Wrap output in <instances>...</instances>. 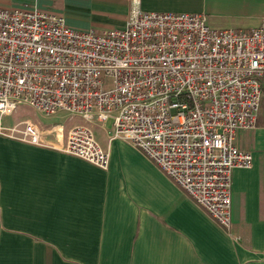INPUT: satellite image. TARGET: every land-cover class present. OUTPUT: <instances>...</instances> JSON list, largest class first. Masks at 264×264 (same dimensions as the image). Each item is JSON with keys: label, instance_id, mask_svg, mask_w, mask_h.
<instances>
[{"label": "built area", "instance_id": "obj_1", "mask_svg": "<svg viewBox=\"0 0 264 264\" xmlns=\"http://www.w3.org/2000/svg\"><path fill=\"white\" fill-rule=\"evenodd\" d=\"M263 75L264 15L255 27L218 28L204 13L130 0L124 26L97 31L36 7H0L1 137L106 170L93 127L110 120L109 140L130 143L226 231L232 170L252 165L235 139L256 124ZM19 105L80 122L53 141L28 120L4 123Z\"/></svg>", "mask_w": 264, "mask_h": 264}, {"label": "crops", "instance_id": "obj_2", "mask_svg": "<svg viewBox=\"0 0 264 264\" xmlns=\"http://www.w3.org/2000/svg\"><path fill=\"white\" fill-rule=\"evenodd\" d=\"M129 1L0 0V7H36L73 28L104 31L124 26ZM140 5L204 13L218 28L255 27L264 15V0ZM98 138L109 153L106 170L0 136V264H264V121L235 139L252 165L232 170L229 231L130 143Z\"/></svg>", "mask_w": 264, "mask_h": 264}, {"label": "rangeland", "instance_id": "obj_3", "mask_svg": "<svg viewBox=\"0 0 264 264\" xmlns=\"http://www.w3.org/2000/svg\"><path fill=\"white\" fill-rule=\"evenodd\" d=\"M262 84L264 86V76ZM23 120H28L35 124L43 134L44 138H48L53 141L55 138H61L64 136L71 126L80 122L78 118L72 117L66 112L61 111L56 114L46 115L23 105H19L11 115L5 116L3 121L6 125H12ZM260 121H264V98H262V101L260 102V108L258 111L257 122ZM97 126L98 125H94L93 128L96 138L99 139L98 137L109 134L111 121H107L103 126Z\"/></svg>", "mask_w": 264, "mask_h": 264}, {"label": "trees", "instance_id": "obj_4", "mask_svg": "<svg viewBox=\"0 0 264 264\" xmlns=\"http://www.w3.org/2000/svg\"><path fill=\"white\" fill-rule=\"evenodd\" d=\"M263 92H264V89H263Z\"/></svg>", "mask_w": 264, "mask_h": 264}]
</instances>
